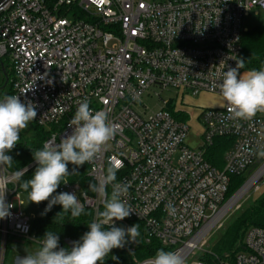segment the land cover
Masks as SVG:
<instances>
[{
	"label": "built area",
	"instance_id": "1",
	"mask_svg": "<svg viewBox=\"0 0 264 264\" xmlns=\"http://www.w3.org/2000/svg\"><path fill=\"white\" fill-rule=\"evenodd\" d=\"M260 12L264 0H58L53 6L8 0L0 7V60L13 68L11 95L36 106L39 127L54 128L45 142L58 144L71 134L68 122L85 99L93 112L108 114L116 134L87 163L88 177L99 185L115 166L116 182L130 185L122 199L133 212L114 225L141 223L147 244L159 241L185 264L221 228L235 198L226 200L231 178L249 175L264 160V112L251 120L228 119L226 101L204 111L195 149L188 144L187 122L168 110L171 100L156 112L142 101L170 91L222 96L223 72L240 63L244 21ZM219 138L233 140L223 169L205 158ZM19 179L0 166V191L6 187V202L13 205L0 220V264L11 239L41 243L32 234V220L17 210ZM106 191L110 196L111 184ZM60 192H75L94 220L103 208L97 193L79 184L62 183ZM244 246L236 264H264V229L250 228Z\"/></svg>",
	"mask_w": 264,
	"mask_h": 264
},
{
	"label": "clouds",
	"instance_id": "2",
	"mask_svg": "<svg viewBox=\"0 0 264 264\" xmlns=\"http://www.w3.org/2000/svg\"><path fill=\"white\" fill-rule=\"evenodd\" d=\"M241 61L235 68H228L219 83L220 92L228 105V119L251 120L258 112H264V68L239 71ZM37 117L36 106L32 102L23 103L17 95H6L0 99V166L11 167L12 151L20 140L22 130L29 127ZM73 129L57 144L54 140L44 143L42 150L33 152L37 167L31 177L19 186L28 193V200L35 204L48 201L45 213L53 205H61L63 213L78 218L84 213V205L75 192H57L61 183H67L68 164L77 168L92 163L107 143L116 134V126L108 121V114L90 108L87 99L78 104L75 115L68 122ZM264 155V153H261ZM118 169L109 166L99 185L89 184V190L96 192L103 202V211L96 212V219L88 224L89 231L71 249L59 247V236L47 231L40 238V246L34 253L17 258V264H103L113 249L123 248L128 240L136 241L140 233L139 224L128 228L116 227L114 221H122L132 214L131 206L122 199L126 197L130 185L118 183ZM16 178L22 175L17 172ZM112 185L109 196L106 188ZM6 187L0 191V220L11 215L12 204L6 202ZM61 212L57 214L60 216ZM106 226H108L106 228ZM127 238V239H126ZM116 259V257H113ZM146 264H184L182 256L163 248Z\"/></svg>",
	"mask_w": 264,
	"mask_h": 264
},
{
	"label": "trees",
	"instance_id": "3",
	"mask_svg": "<svg viewBox=\"0 0 264 264\" xmlns=\"http://www.w3.org/2000/svg\"><path fill=\"white\" fill-rule=\"evenodd\" d=\"M57 1L58 0H45L48 6L55 5ZM242 48L240 62L243 61L244 67L239 69L240 72H248L253 69L260 70L261 68H264V25L255 27L244 34ZM0 67L5 71V80H7L8 84L7 88L0 90V99H3L4 96L11 95L14 72L8 59H1ZM168 110L178 120L183 122L188 121V115L186 113H176L173 106L169 107ZM35 125L31 136L27 139L20 136V140L15 148L7 153L13 158V164L11 167L4 165V168L8 173H21L36 163L33 157V152L36 150H42L45 141L54 131V128H42L36 123ZM232 145V139H217L212 147L205 150L206 160L212 166L218 169H223L224 155ZM37 166L38 165H35L20 177L17 186L21 195L28 197V193L19 185L24 181L31 179ZM68 169L70 174L73 173V169H75V174L67 177V181L79 184L85 192L92 195L93 191L89 190V184H94V182L88 177V164H84L77 168L75 165L69 163ZM250 175L251 173L246 176L231 178L226 196L227 201L238 193V191L245 185ZM59 187L54 195L59 193ZM41 204L46 209L48 201L41 202ZM103 210L104 208L100 211ZM60 212V216H57ZM47 213L46 219H35L32 221V234L38 241H41L40 238H43L47 231H51L59 236V243L67 249H69V247L65 242L67 240H70L73 243L80 241L82 236L90 230L88 224L94 220V213L91 210H84V213L80 217L73 218L71 217L70 212H62L61 205H53L51 210L47 211ZM136 224H139L138 231L140 235L136 238L135 243L132 246L124 245L123 248L113 249L106 257L103 264H137L154 258L158 249L163 248L165 251H168V249L164 248L157 240H152L150 244H147L143 225L141 223L131 222L130 227ZM107 227L108 226H106V228ZM252 227L264 229V194L240 215L235 217L230 224H228L226 230L220 236L218 241L212 246L211 251L217 259L206 256L205 258L200 259V261L204 264H219V260H223L222 262L228 264H236L237 255L245 251V234ZM113 257H116V259H113Z\"/></svg>",
	"mask_w": 264,
	"mask_h": 264
},
{
	"label": "rangeland",
	"instance_id": "4",
	"mask_svg": "<svg viewBox=\"0 0 264 264\" xmlns=\"http://www.w3.org/2000/svg\"><path fill=\"white\" fill-rule=\"evenodd\" d=\"M69 19L72 20L73 18L70 17ZM260 25H263L262 18L254 17L252 14L249 18H246L244 21V28L247 30H252L253 28ZM5 76V71L0 67V90L5 89L8 86L7 80H5ZM177 95H179L177 94V92L170 91L161 93L160 98L152 99L145 97L142 101V105L148 107L149 111L156 112L163 107L164 102L171 100L173 106H176L178 110L188 115L187 124L190 128L188 143L191 147L196 149L201 145V138L204 131L200 120L201 114L206 110L219 109L224 107V105L222 106V104L223 102H225V100L222 96L210 94H201L198 97H192L191 95L183 93H181L179 96ZM35 126L36 125L34 121L30 122L29 127L21 131L20 136L26 139L29 138V136H31V134L33 133ZM263 164L264 160L260 161L257 164L255 169L252 171L251 175L248 177L247 182L259 171ZM263 194L264 174L241 199H239L236 203L232 205L223 220L221 228L215 229L206 239L204 244L200 246L198 250L191 254V256L186 260L185 264L202 263L200 259H203L206 256H210L217 259L211 251L212 246L224 233L228 224H230V222L235 217L240 215L252 203L256 202L258 198ZM233 198L234 196L231 199ZM16 206L17 210L19 209L26 217L30 218L32 221L35 219L47 218L48 213H45V208L42 206V204L32 203L28 200V197L26 196L22 195L20 207L18 205V202H16ZM118 227L126 229V226L121 222L118 223ZM125 245L132 246V240H128ZM39 246L40 245L34 241L11 239L7 250L5 264H17V258L19 256L24 257L28 253H34ZM222 261L223 260H219V264H221Z\"/></svg>",
	"mask_w": 264,
	"mask_h": 264
},
{
	"label": "bare ground",
	"instance_id": "5",
	"mask_svg": "<svg viewBox=\"0 0 264 264\" xmlns=\"http://www.w3.org/2000/svg\"><path fill=\"white\" fill-rule=\"evenodd\" d=\"M263 174L264 167L246 184V186L240 191V193H238V195L233 199L230 205H233L239 199H241L257 183V181L263 176Z\"/></svg>",
	"mask_w": 264,
	"mask_h": 264
},
{
	"label": "water",
	"instance_id": "6",
	"mask_svg": "<svg viewBox=\"0 0 264 264\" xmlns=\"http://www.w3.org/2000/svg\"><path fill=\"white\" fill-rule=\"evenodd\" d=\"M8 0H0V7L4 4V3H6ZM35 165H37V162L36 163H34L33 165H31L30 167H28L27 169H25L24 171H22V175L24 174V173H26L27 171H29L30 169H32ZM261 169V168H260ZM258 173V172H257ZM250 181V180H249ZM248 181V182H249ZM247 182V183H248ZM246 183V184H247ZM246 184L239 190V192L246 186ZM238 192V193H239ZM238 193L234 196V197H236L237 195H238ZM65 244L69 247V249H71V247L73 246V242L72 241H70V240H67L66 242H65Z\"/></svg>",
	"mask_w": 264,
	"mask_h": 264
},
{
	"label": "crops",
	"instance_id": "7",
	"mask_svg": "<svg viewBox=\"0 0 264 264\" xmlns=\"http://www.w3.org/2000/svg\"><path fill=\"white\" fill-rule=\"evenodd\" d=\"M254 17H258V18H262V24L264 25V13L263 12H260V13H258V14H252ZM251 16V15H250ZM249 16V17H250ZM248 17V18H249ZM263 25H260V26H263ZM258 27V26H257ZM254 29V28H253ZM247 30V29H246ZM249 30H247V32H248ZM244 73H246V72H241V74H244ZM223 105H225V102H223V104H222V106ZM189 144V143H188ZM199 148V147H198Z\"/></svg>",
	"mask_w": 264,
	"mask_h": 264
}]
</instances>
